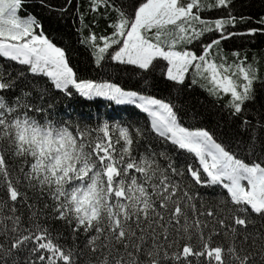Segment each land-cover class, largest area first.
<instances>
[{
	"label": "snow or ice",
	"instance_id": "6c2138e0",
	"mask_svg": "<svg viewBox=\"0 0 264 264\" xmlns=\"http://www.w3.org/2000/svg\"><path fill=\"white\" fill-rule=\"evenodd\" d=\"M69 18L83 70L44 27ZM250 21L236 0H0V264H264V65L225 48ZM73 96L129 116H58Z\"/></svg>",
	"mask_w": 264,
	"mask_h": 264
},
{
	"label": "trees",
	"instance_id": "16d2710c",
	"mask_svg": "<svg viewBox=\"0 0 264 264\" xmlns=\"http://www.w3.org/2000/svg\"><path fill=\"white\" fill-rule=\"evenodd\" d=\"M27 3L31 4L32 0H27ZM25 11L40 13L39 8H27ZM236 12L242 13L246 17H251V21L238 25L234 31H243L249 26V23L252 27H264L258 22L259 18L264 16V0H236ZM43 15L46 17L47 14ZM206 15L215 16L217 13H206ZM44 27L46 33L58 43L71 45L70 55L72 62L83 70L86 66V56L84 55L83 49L75 43L77 37L75 35L74 21L69 18L67 20L49 23L45 19ZM225 48L227 50L239 48L242 52H246L250 58L255 57L258 63L264 65V33L258 32L254 36H236L225 42ZM192 99L207 104L206 93L199 87H196L192 91ZM125 109L126 106H114L110 102H105L97 98L88 100L79 96H73L71 98L58 97L56 101L58 116L65 119L71 116L73 118L91 120L93 123L97 116L101 118L110 116L114 119L128 117L129 111Z\"/></svg>",
	"mask_w": 264,
	"mask_h": 264
},
{
	"label": "rangeland",
	"instance_id": "374dc122",
	"mask_svg": "<svg viewBox=\"0 0 264 264\" xmlns=\"http://www.w3.org/2000/svg\"><path fill=\"white\" fill-rule=\"evenodd\" d=\"M97 99H101V100H103V101H105V102H109V101H107V100H105V99H103V98H97ZM114 104V103H113ZM114 105H116V104H114ZM116 106H121L122 107V105H116Z\"/></svg>",
	"mask_w": 264,
	"mask_h": 264
}]
</instances>
